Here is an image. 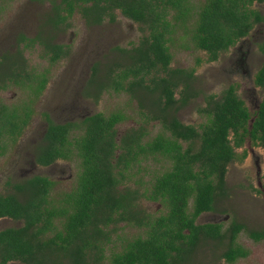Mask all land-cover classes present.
<instances>
[{"label":"trees","instance_id":"trees-1","mask_svg":"<svg viewBox=\"0 0 264 264\" xmlns=\"http://www.w3.org/2000/svg\"><path fill=\"white\" fill-rule=\"evenodd\" d=\"M80 1L91 5H81ZM182 1L171 0L178 9L175 20L185 21L190 11ZM252 1L207 0L201 7L190 32L196 48L207 52V61L216 60L220 51L245 36L260 18L246 6V2ZM62 3L68 13L77 4L84 11L94 8L100 16L107 4L120 8L135 20H144V8L165 17V12H158L150 0H62ZM54 8L57 25L65 17L59 12L63 9L61 4ZM163 23H167L165 19ZM151 24L153 28L154 21ZM37 39L39 36L29 38L23 34L18 38L30 43ZM45 46L47 52L54 51L50 57L56 60L62 47L50 42ZM136 51L138 54L129 55L130 61L120 68L119 80L115 70H110L108 88L128 92L136 99L145 121L158 120L162 131L146 139V127L140 125L117 140L115 125L127 118L122 111L108 115L96 112L79 121L64 123H55L44 113L47 126L36 148L35 162L46 166L59 158H77L75 187L54 201L50 195L54 182L36 175L14 183V193L0 195V217L22 221L19 227L0 231L3 263L17 259L27 264H103L105 244L111 242L114 227L119 223L142 227L145 235L125 240L121 251L110 254L111 264L182 263L203 240H226L221 258L228 263L248 255L249 251L236 242L244 229L242 223L232 221L223 229L220 223L198 224L196 219L202 212L215 210L217 197L226 194L228 163L246 156L245 150L239 154L235 149L247 139L264 148V98L251 113L235 86L230 85L218 100H211L207 108L201 109L208 116L205 123L198 128L185 124L176 113L195 97L191 87L193 69L189 72L168 69L172 56L159 35H154L153 45ZM18 56L20 62L7 60V67L0 70V89L16 84L26 89L29 97L11 105L0 99V153L22 135L34 113L33 100L47 82L46 73L27 72L23 55L19 52ZM158 64L165 75L146 80L145 76ZM185 72L187 76L181 80ZM254 83L264 85V63L256 72ZM103 88L99 85L97 94ZM179 88L180 97L176 98ZM75 128H81L82 132L74 135ZM155 155L170 161L169 168L154 175L149 186L126 185L134 165ZM142 198L161 202L166 211L151 215L139 207ZM263 232L264 228L250 230L248 235L258 240Z\"/></svg>","mask_w":264,"mask_h":264},{"label":"rangeland","instance_id":"rangeland-1","mask_svg":"<svg viewBox=\"0 0 264 264\" xmlns=\"http://www.w3.org/2000/svg\"><path fill=\"white\" fill-rule=\"evenodd\" d=\"M259 7L264 12V5ZM50 10V0L0 1V55L4 52H14L19 47L23 50L28 69L33 72L46 69L48 73L45 91L35 99L36 101L34 100L31 120L17 142L9 145L7 152L0 156V192L5 191L4 184L7 178L20 181L22 177L34 172L55 180L51 191V198L55 201L62 192L72 188L76 164L73 160H60L49 168L32 165L34 148L39 143L45 128L43 112H47L53 121L62 122L79 119L93 112L108 115L111 112L122 111L127 118L115 127L117 140L130 128L140 125L146 127L148 132L146 139H149L161 132L162 126L158 121L146 122L137 101L128 93L109 90L103 92L97 102L81 93V87L91 72L92 62L99 60L101 64L108 65L116 61L119 53L110 46L116 43L125 44L136 39L140 35L136 26L124 19L114 25L103 23L99 27L89 29L80 14L75 12L69 19L68 29L62 28L64 30L53 33L57 41L69 45L70 54L55 64H49L47 59L41 56V47L34 45L23 48L18 38L20 34L27 37L34 36ZM133 28L135 31L132 30ZM119 36L120 40L116 42ZM189 37V34L183 35L178 31L169 43L172 53L171 67L192 68L196 66V59H201V63L196 66L193 81V90L197 96L180 108L177 112L179 120L195 126L203 123L205 116L200 112V108L204 107L206 97L210 94L220 96L229 84H235L239 97L244 100L251 112L255 111L264 97V88L255 86L253 82L255 72L264 61V55L258 49V44L264 40V25L254 26L249 35V43H245V39L240 40L237 46L221 52L218 59L212 62L206 61L207 54L204 51L193 47ZM240 45L244 52L247 47L250 49L242 63L239 61L241 56L237 49ZM28 97L27 90L20 86L12 85L6 90H0V99L8 105L19 103ZM176 97H179V93ZM183 145L186 146L187 143L183 142ZM244 148L248 151L247 157L228 164L226 194L217 197L214 211L201 214L196 222L222 223L224 229L232 221L242 223L244 229L239 233L237 242L248 249V256L227 263L221 258V253L226 248V240H203L187 260L174 264H264V238L255 241L248 235L250 230L264 228V151L261 147H252L247 141L237 150L238 153L240 154ZM169 166L170 161L164 157L149 156L134 165L131 178L127 180L126 185L136 187L140 186V183H146L143 186H149L152 177ZM21 170H24L23 175ZM26 170H28L27 174H25ZM138 205L153 216L166 211L161 202H152L144 198L138 201ZM16 225L17 222L9 219L0 221V229ZM114 229L111 242L105 244L103 264H111L110 254L121 251L125 240L145 235L144 228L125 223L117 224Z\"/></svg>","mask_w":264,"mask_h":264},{"label":"flooded vegetation","instance_id":"flooded-vegetation-1","mask_svg":"<svg viewBox=\"0 0 264 264\" xmlns=\"http://www.w3.org/2000/svg\"><path fill=\"white\" fill-rule=\"evenodd\" d=\"M51 1V10H50V13H48L46 15V18H42V22H41V25H40V29L38 30V32L32 36V37H29V38H34L36 36H39V39L37 40H34L32 43H30L29 41L25 40V41H19V44L22 43V45L24 46L23 48H26V47H30V46H34V45H38L39 47H41V56L42 58H45L47 59L48 63L49 64H55L57 63L59 60L67 57L70 53V49H69V45H66V44H63L59 41H57L55 39V34H53L54 32H58V31H62L64 29L62 28H67L70 27V22H69V19L72 17V15L75 13V12H78L81 16V18L83 19L84 21V24L86 25V27H88L89 29H92V28H95V27H99L101 26L103 23H108V24H116L119 20H126V22L128 23H131L133 24L134 26H136L135 28H137L138 32H140V35L138 37H136V39H132L131 41H128L127 43L125 44H120V43H116V44H112L110 47H112V50L116 51L119 53V56H117V60L114 61L113 63H110V64H101V61H93L92 62V65H91V72L89 74V77L87 79H85L84 83H83V86L81 87V93L83 96L87 97V98H92L94 102H97L99 100V97L103 94V92H106V91H109V90H113L115 92H125V91H120L119 90H114L113 87H110L108 88V78H109V73H110V70H115V73L114 74H118V80L120 79V68H122L126 63H128L130 61L129 59V55H131L132 53H136L138 54V52L136 51V49H141V48H146L148 46H151L153 45V42H154V35H159L161 37V43H163L165 46H167L168 48V51L169 53L171 54L172 56V53L170 51V42L173 38V35L180 31L183 35H188L189 34V38L191 39L192 43H193V47L196 48L193 40H192V33L190 32L193 28H194V24H195V20H196V16L198 14V12L200 11L201 7L205 4V2L207 0H202V2H196V0H183L182 1V4L183 6H187V7H190V11L188 12L186 18H185V21H182V19L180 20H175L174 19V16L177 14V11L178 9L177 8H174L173 7V4L171 2V0H150L152 5L155 7V9L160 12V13H163L165 12V17L164 18H160L159 15L161 14H157L156 12H152L150 13L147 8H144L143 9V14H144V20H135V19H132L130 18L129 16H127L126 14H124L122 12V10L118 7H111V6H108L107 4H105L106 8L104 9V11L102 12V14L100 16H98V14L96 13V10L95 12L93 11L94 8L90 9V10H87V11H84V10H81L80 7H78L77 4H74V8L72 10L71 13H68L66 11V5L65 3H62V0H59L58 2L56 0H50ZM58 4H61L62 5V8L59 12H60V15L63 16L64 20L62 21V19L59 21V23H57V25H55L54 21L58 20V17L55 16L56 15V10L54 8L55 5H58ZM79 4L81 5H88L90 6L91 5V2H88V3H82L81 1L79 2ZM104 4V3H103ZM264 5V0L261 1V2H258L256 0L250 2V3H247L246 2V6L249 10H255L260 18L254 22L251 26V28L249 29L248 33L245 35V36H242L240 37L238 40H236L232 45H230L228 47V49L224 50V51H220L219 54L221 52H225L227 50H229L231 47L235 46L240 40H244L245 43H249V35L252 31V29L254 28V26L256 25H264V12L261 10V7L259 6H263ZM258 7V8H257ZM90 8V7H89ZM101 17V19H100ZM163 19H165V21L167 23H163ZM154 21V27L152 28V24L151 22ZM63 26V27H62ZM133 31H135V29L133 28L132 29ZM24 35V34H23ZM26 36V35H25ZM118 36V35H116ZM120 40V36L118 38H116V42H118ZM46 42H50L51 44H55V45H60L62 47L61 49V52H59V56L56 58V60H52V58L50 56H53L54 54V51L52 52H47V49H46V46H45V43ZM264 44V40H261L260 43L258 44V49L259 51L264 55V52L262 51V46ZM237 46V45H236ZM198 50H202V49H199V48H196ZM238 51L240 52V56L241 58L239 57V61L242 63L244 61V59L247 57V54L250 52V49L247 47L244 51H242V45H240L238 48ZM23 55V50L21 48H17L15 49L14 52H4L0 55V61H1V64H0V70L2 68H6L7 64L10 62V60H16L18 59L17 62H20V57L18 56L19 55V52ZM204 51V50H202ZM47 52V54H46ZM206 54L207 52L204 51ZM218 54V56H219ZM3 57H4V60H3ZM207 57H208V54H207ZM206 57V59H207ZM23 58H24V69L27 71V72H33V70L31 69H28V65H27V60L25 59L24 55H23ZM198 59L200 60L198 62ZM218 59V58H217ZM216 59V60H217ZM9 62H8V61ZM214 60V61H216ZM207 61V60H206ZM7 62V63H6ZM171 62H172V57H171V60L170 62L168 63V66L167 68L168 69H184V70H187L186 72H189L190 70L193 69V81L195 79V74H196V66H198V64L201 63V59L200 58H197L196 59V66L195 67H192V68H181V67H171ZM209 62V61H207ZM212 62V61H210ZM264 61L262 62V64L260 65V67L263 65ZM259 67V68H260ZM258 68V69H259ZM95 69V70H94ZM257 69V71H258ZM256 71V72H257ZM182 73V75L180 76L181 77V80H184L185 77L187 76V73ZM255 72V74H256ZM34 73V72H33ZM43 73H46V75L48 76V73H47V70H42L41 72H35V74L37 75H43ZM255 74H254V77H255ZM165 75V72L163 70V67L158 64L156 67H154L146 76H145V79L146 80H149L151 78H154V77H159V76H164ZM254 77H253V82H254ZM193 81H192V85L191 87L193 88ZM47 82H48V77H47ZM47 82L45 84V87L41 90L40 94L38 97L34 98L37 99L39 98L43 92L45 91L46 89V86H47ZM148 82V81H147ZM103 85L105 86V88H103V90L97 94V87L99 85ZM255 84V83H254ZM12 85H16V84H10V86ZM230 85H233L235 86V84H229L228 86ZM9 86V87H10ZM16 86H19V85H16ZM227 86V87H228ZM257 86V85H255ZM181 87V86H180ZM226 87V88H227ZM236 87V86H235ZM259 87H263L264 88V85L263 86H259ZM8 88V87H7ZM7 88L5 89H0V90H6ZM23 88V87H22ZM225 88V89H226ZM224 89V90H225ZM236 89V88H235ZM181 89H177L176 90V93H175V97H176V94L179 93ZM193 90V89H192ZM223 90V91H224ZM222 91V93H223ZM125 93H128V92H125ZM221 93V95H222ZM236 93H237V90H236ZM129 94V93H128ZM130 95V94H129ZM220 96H216L215 94H210L206 97L205 99V105L204 107L202 108H207L208 107V104L211 102V100H218ZM196 93H195V97H196ZM209 96H213L212 98H209ZM95 97H98V99L95 100ZM131 97V96H130ZM179 97H180V93H179ZM179 97H176V98H179ZM195 97H191V99L195 98ZM241 98V97H240ZM264 98V97H263ZM262 98V99H263ZM242 99V98H241ZM261 99V101H262ZM34 100H33V103H34ZM136 100V99H134ZM189 100V101H190ZM243 100V99H242ZM36 101V100H35ZM188 101V102H189ZM244 101V100H243ZM260 101V102H261ZM187 102V103H188ZM259 102V103H260ZM33 103H32V106H33ZM186 103V104H187ZM178 104V103H177ZM176 104V105H177ZM259 105V104H258ZM184 107V106H183ZM202 108H200V112L205 116V121L203 123H205L207 121V118L208 116H206V114L201 110ZM258 108V106H257ZM257 108L255 110H257ZM249 109V108H248ZM180 110V109H179ZM178 110V111H179ZM177 111V112H178ZM250 111V110H249ZM251 112V111H250ZM254 112V111H253ZM251 112V113H253ZM44 113H47V112H43V118H44V121H45V128L47 126V121L45 119V116H44ZM93 113H96V112H93ZM93 113H88V114H85L84 116H82L81 118L79 119H70V120H65V121H62V122H55L53 121L49 114L47 113L48 117L55 123H64V122H67V121H79L83 118H85L86 116H90L91 114ZM104 114V113H103ZM33 115V114H32ZM106 115V114H105ZM177 115V113H176ZM178 117V116H177ZM32 118V116H31ZM30 118V120H31ZM179 119V118H178ZM29 120V121H30ZM253 120V119H251ZM155 121H158V120H155ZM181 121V120H180ZM159 122V121H158ZM182 122V121H181ZM251 122V121H250ZM29 123V122H28ZM120 123V122H119ZM184 123V122H183ZM203 123H200L199 125L203 124ZM118 124V123H117ZM117 124L115 125V127L117 126ZM186 124V123H185ZM28 125V124H27ZM26 125V126H27ZM188 125H193V124H188ZM198 126H195L196 128L199 127ZM45 128H44V131H45ZM116 129V128H115ZM44 131L42 133V136H41V139L39 141V143H37V145L35 146V150H34V154H33V160H32V165H35V167H44V168H49L51 166H53L54 164H56V162L60 161V160H66V161H71V160H67V159H57L55 160L54 162H52L51 164L49 165H46V166H43V165H40L38 163L35 162V151H36V148L37 146L41 143V140H42V137H43V134H44ZM82 132L81 128H75L73 129V134L74 135H78ZM117 134V132H116ZM19 139V138H18ZM17 139V140H18ZM117 139V138H116ZM247 141L250 143V145L252 147H261L259 145H254L253 142L250 140V139H247L246 142L244 143V145L247 143ZM17 142V141H16ZM15 142V143H16ZM183 144V142H182ZM9 145H13L11 143L8 144V147ZM243 145V146H244ZM242 146V147H243ZM240 147V148H242ZM240 148H237L235 149L236 152H238L237 150L240 149ZM262 150L264 151V148L261 147ZM8 149V148H7ZM243 150L246 151V156L243 158L245 159L248 155V151L244 148L242 149L241 153L243 152ZM7 151L5 150L4 152L0 153V156H3ZM118 152V151H117ZM242 159V160H243ZM73 161H75V164H76V172H75V175H74V183H73V186L71 189H73L75 187V182H76V174H77V170H78V162H77V158H74L72 159ZM234 161V160H233ZM232 162V161H231ZM229 162V163H231ZM228 163V164H229ZM227 168H228V165H227ZM24 173V170H21V175H23ZM28 173V170L25 171V174ZM227 174V172H226ZM36 175H39V176H46L44 174H38V173H32L31 175L29 176H26V177H22L20 181H17L16 179H12V178H7L8 180L5 181V191L4 192H0V195L1 196H7L9 194H12L14 193V189H13V184L14 183H17V182H21V181H24L30 177H33V176H36ZM48 177V176H46ZM51 181L54 182L53 186L51 187V191H52V188L54 187L55 185V180H53L52 178L48 177ZM16 180V181H15ZM225 181H226V177H225ZM120 188V187H119ZM70 189V190H71ZM68 190V191H70ZM51 191H50V195H51ZM68 191H64L62 192L57 198L60 199L62 194H64L65 192H68ZM214 211V210H213ZM207 212H212V211H207ZM203 213H206V212H202L201 214ZM201 214L199 216H201ZM198 216V217H199ZM197 217V218H198ZM4 219H9L11 221H14V222H17L18 225H16L15 227H19L22 225V221L21 220H15V219H12L10 217H7V216H1L0 217V221L1 220H4ZM197 220V219H196ZM197 223V222H196ZM206 223H218V222H206ZM198 224H205V223H198ZM222 225V223H220ZM231 224V223H230ZM5 228H8V227H5ZM5 228H2L0 229L3 230ZM222 228H223V225H222ZM224 229V228H223ZM263 229V228H262ZM261 230V229H260ZM239 235V234H238ZM250 237V236H249ZM238 238V236H237ZM237 238H236V242H237ZM251 238V237H250ZM264 238V232H263V237L258 239V240H255V241H259L261 239ZM238 243V242H237ZM239 244V243H238ZM241 245V244H239ZM242 246V245H241ZM245 248V247H244ZM248 250V249H247ZM249 254V253H248ZM248 256V255H247ZM240 258H245V257H240ZM4 259L3 257H1V253H0V264L3 263ZM235 262V261H234ZM14 263H18V264H27L25 262H22L20 260H12V259H9V260H5V262L3 264H14ZM228 263V262H227Z\"/></svg>","mask_w":264,"mask_h":264}]
</instances>
